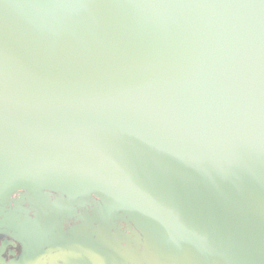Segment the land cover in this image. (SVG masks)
Segmentation results:
<instances>
[{
  "label": "water",
  "instance_id": "water-1",
  "mask_svg": "<svg viewBox=\"0 0 264 264\" xmlns=\"http://www.w3.org/2000/svg\"><path fill=\"white\" fill-rule=\"evenodd\" d=\"M27 189L264 264V0H0V200Z\"/></svg>",
  "mask_w": 264,
  "mask_h": 264
},
{
  "label": "flooded vegetation",
  "instance_id": "flooded-vegetation-1",
  "mask_svg": "<svg viewBox=\"0 0 264 264\" xmlns=\"http://www.w3.org/2000/svg\"><path fill=\"white\" fill-rule=\"evenodd\" d=\"M125 210L92 193L1 197L0 264H174Z\"/></svg>",
  "mask_w": 264,
  "mask_h": 264
}]
</instances>
